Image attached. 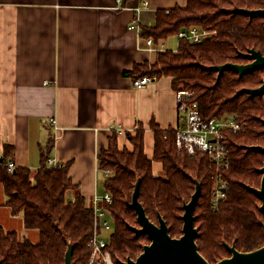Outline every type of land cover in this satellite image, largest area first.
I'll return each mask as SVG.
<instances>
[{
  "label": "trees",
  "instance_id": "16d2710c",
  "mask_svg": "<svg viewBox=\"0 0 264 264\" xmlns=\"http://www.w3.org/2000/svg\"><path fill=\"white\" fill-rule=\"evenodd\" d=\"M187 7L158 9L154 27H142V38H153L155 45L194 26L216 31L202 43L180 40L176 51L158 53L157 61L135 65L124 76L136 80L146 76L172 78L174 91L193 94L206 119H236L244 124L240 133L227 132L230 169L223 172L229 182L227 200L212 211V192L216 167L203 154L190 156L177 147L175 128L162 129L152 122L154 153L146 152V129L139 125L127 133L131 148H120L119 133L110 138L108 148L99 155L101 170H111L104 183L105 192L113 198L106 206L113 219L109 236L110 251L115 264L128 257L137 259L144 246L150 244L147 235L136 236L130 227H140L137 215L129 204L136 184L140 182L139 199L150 220L158 224L159 214L167 222L170 235L183 234L184 205L189 203L199 182L202 194L196 207L197 244L200 253L211 263L230 257L226 244L240 252H251L264 246V215L261 200L247 186L260 188L264 153L248 151L247 146L264 147V100L238 93L258 88L264 81V69L241 77L212 67L227 63L247 64L241 56L251 49L264 54V18L251 19L234 9H264V0H187ZM54 147L51 138L43 149L41 167L37 170L18 167L8 172L5 164L14 157L13 147L6 145L0 166V185L8 196L7 205L14 215L22 214L24 226L38 233L37 241L22 237L17 231L0 229V264H65L66 253L74 247L73 264H87L91 256L89 242L94 234V213L87 200L77 194L74 201L67 192L75 189L69 176V164L48 167L47 160ZM14 160V159H13ZM156 164L161 166L159 173Z\"/></svg>",
  "mask_w": 264,
  "mask_h": 264
},
{
  "label": "crops",
  "instance_id": "0c3cea01",
  "mask_svg": "<svg viewBox=\"0 0 264 264\" xmlns=\"http://www.w3.org/2000/svg\"><path fill=\"white\" fill-rule=\"evenodd\" d=\"M187 3L0 0V156L9 145L17 167L35 171L53 138L48 159L69 164L76 186L67 192L68 199L81 194L89 206L94 195L105 192L99 155L117 133L111 127L124 131L120 148H131L127 133L143 125L152 157L151 123L162 129L181 124L172 78L136 89L124 72L156 63L158 52L141 37L142 27L156 25L158 9L186 8ZM136 19L138 27L132 29ZM156 47L169 50L168 40ZM7 202L0 185V229L37 241V232L27 230L22 214L14 215Z\"/></svg>",
  "mask_w": 264,
  "mask_h": 264
},
{
  "label": "built area",
  "instance_id": "2783aa9c",
  "mask_svg": "<svg viewBox=\"0 0 264 264\" xmlns=\"http://www.w3.org/2000/svg\"><path fill=\"white\" fill-rule=\"evenodd\" d=\"M145 7H149V3H145ZM137 24L138 19L134 21L131 28H137ZM216 34V31L212 32L199 26H194L190 29L180 31L177 37L179 41L186 40L194 44H199L214 37ZM147 43L149 48L155 52H166L164 49H157L152 37L147 39ZM158 79L159 78L155 75L138 78L133 80V86L136 89H143L158 81ZM192 98L193 94L187 91H176V99L179 103L181 114V124L177 128L176 144L180 151H184L190 156H195L197 154L206 155L215 165L216 173H214V177L216 181L212 192L211 208L212 211H217L221 203L227 200L229 188V182L223 177V172L229 170L231 165L230 154L226 145V134L228 131L240 133L244 130L245 125L237 122L236 119H206L201 113L198 103L192 101ZM51 123L56 125V120L52 119ZM111 129L117 133L124 132L122 128L115 129V127H111ZM1 165L2 156H0V166ZM5 166L10 173H14L18 168L13 159H9ZM47 166L57 167L63 166V164L48 159ZM101 171L106 178L112 176L111 170ZM112 204L113 198L109 192L96 194L91 200L90 207L94 213L95 229L89 242L91 256L87 264H115L108 250L109 238L107 239L104 235L105 232L111 233L113 231V219L106 209V206H111Z\"/></svg>",
  "mask_w": 264,
  "mask_h": 264
},
{
  "label": "water",
  "instance_id": "95a60500",
  "mask_svg": "<svg viewBox=\"0 0 264 264\" xmlns=\"http://www.w3.org/2000/svg\"><path fill=\"white\" fill-rule=\"evenodd\" d=\"M234 13L244 14L251 19L255 17L264 18V9L249 10V9H234ZM242 57L249 60L247 64L227 63L220 66L212 67V70L219 72L218 80L226 71H234L241 77L254 73L257 70L264 69V54L255 49H251L246 54H241ZM249 94L251 97H263L264 100V81L261 86L253 89H243L240 94ZM264 123V121H263ZM248 151H259L264 153L263 146H247ZM262 173V181L260 188L247 186V189L252 191L260 200V211L264 215V166L260 169ZM196 192L192 196L189 203L184 205V222L183 234L179 238H173L170 235V228L159 214L158 224L152 222L147 216L146 210L140 202V182L136 184L132 202L129 204L137 215V220L140 227H130L136 233V236L147 235L150 244L144 246L143 252L137 259L128 257L126 261H121L120 264H211L199 251L197 238L199 237V229L196 227V207L202 194L201 185L196 183ZM264 226V223L262 222ZM230 257L224 258L215 264H264V246L251 252H240L236 245L226 244ZM74 247L70 246L67 253L65 264H73Z\"/></svg>",
  "mask_w": 264,
  "mask_h": 264
},
{
  "label": "rangeland",
  "instance_id": "374dc122",
  "mask_svg": "<svg viewBox=\"0 0 264 264\" xmlns=\"http://www.w3.org/2000/svg\"><path fill=\"white\" fill-rule=\"evenodd\" d=\"M178 43H179V39L176 36L171 37L170 39H168V48H169V50L170 49L173 50V51L177 50L178 49ZM155 171L158 172L159 170H156V168H155ZM110 234H111L110 232H105L104 233V235H105V237L107 239L109 238ZM37 238H39V237H37Z\"/></svg>",
  "mask_w": 264,
  "mask_h": 264
}]
</instances>
